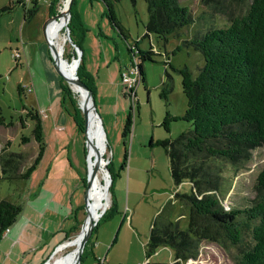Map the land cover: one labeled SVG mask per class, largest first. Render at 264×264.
<instances>
[{"label":"rangeland","instance_id":"rangeland-1","mask_svg":"<svg viewBox=\"0 0 264 264\" xmlns=\"http://www.w3.org/2000/svg\"><path fill=\"white\" fill-rule=\"evenodd\" d=\"M12 1L17 5V0ZM33 1L37 2V11L32 17L24 20L22 28L19 26L20 16L18 15L19 12L23 13L21 6L0 18V122L2 124L4 118L10 125L3 133L0 132V138H8V149L12 151L26 149L27 156L30 146L26 142H21V136L31 135V122L29 120V125L26 126L20 125L19 120L23 123L26 118L28 119V116L23 113L22 107H30L29 99L25 100L24 95L18 93L17 80L22 72L21 66L14 64L12 56L14 49L5 47L4 43L10 35L12 43L19 44L21 49L23 46L20 39L24 38V42L28 43L30 47L35 45L40 52L45 50L41 61L44 65L43 71L48 91L51 92L50 90L54 88L53 85L57 78L60 79V76L54 69L42 25L49 16L58 12L61 9V3L62 5L64 3V0H58L55 4L52 0H31L25 7L31 8L34 5ZM50 3L53 5L52 12L49 9ZM179 3L187 7L193 21L181 27L177 34L170 35L164 42L155 33L146 31L148 11L145 0H135L134 3L131 0H120L114 5L115 15L124 29L125 37L106 18L104 3L101 0L73 1V10L74 8L77 10L80 20L86 28L81 45L82 53L84 52L83 64L84 70L91 77L95 86L93 97L105 135L106 148L103 156L107 162V172L110 178L107 191L108 205L105 207L107 215H109L99 222V226H101L100 238L107 240L108 244L103 245L101 242L97 247L99 241L95 236L96 232H92L86 245V254L82 264H98L91 258V250L96 247L98 253H101L99 259L105 258V262L108 264H152L174 261L173 251L167 245L159 246L147 258L144 255V244L147 241L149 227L154 216L166 201H173L171 196L174 191L189 193L191 190L187 180L177 186L174 184L164 148L157 141L174 138L181 131L191 127L190 123L183 119L170 120L169 130H165L162 125L167 112L179 116L186 107V98L182 92L181 76L178 69L186 66L195 75L198 68L204 63L201 52L184 41L190 39L196 31L205 29L208 23H213L214 19L218 26L227 22L224 16L212 18L205 15L203 18H199V14L204 10L200 0H179ZM245 6L244 1L238 5L237 11L243 10ZM10 15L16 16L15 22L9 20ZM91 27L94 29L90 30ZM62 29L61 33L64 34V27ZM79 31V28L76 29L77 36ZM17 39L19 41H16ZM133 44L141 51L150 50L151 59L143 60L145 80L136 84L134 87L135 96L131 97L123 91L120 76H118L119 81L115 80V84L112 82L111 76L114 75V70L118 66L124 69L132 66V63L134 64L135 59L131 58L127 51V45ZM63 53V57L72 63L76 54L75 47L67 40V37ZM166 80L171 82L172 88L164 97L161 95V91L163 81ZM69 87L75 93L78 104L77 92L70 85ZM25 94L27 96V93ZM131 106V130L124 137L122 128ZM71 119L68 117V122L73 130L75 129L71 145L76 144L75 146L78 148L73 157L75 163L79 165L78 170L81 175H86L87 150L85 149L83 152L82 149L85 148L84 134L76 129V125ZM24 122L26 124V120ZM76 137L79 139L77 142L75 141ZM124 149L127 151V159L126 165L122 169ZM263 163L264 145H261L252 150L250 158L238 170H234L228 165L224 167L225 179L217 194L220 203L225 208H242L251 203L256 176ZM130 166L131 169H129ZM101 180L105 182L103 176ZM19 192L20 181L8 182L0 178V198L18 201ZM82 201L78 228L68 239L75 237L80 232L81 224L86 216L84 199ZM176 201H173L175 204L171 211V219L177 221L178 226L184 229L187 226L188 211L187 208L182 207L179 199ZM124 212L126 215L123 216ZM121 221L122 223H120ZM114 236H116V240L111 244ZM249 243H251L249 231L244 233L242 244L228 248H223L214 242L202 241L198 255L195 258L183 260L180 264H233L236 253ZM75 249V246L69 245L63 249L59 248L51 259L64 254H75Z\"/></svg>","mask_w":264,"mask_h":264},{"label":"trees","instance_id":"trees-1","mask_svg":"<svg viewBox=\"0 0 264 264\" xmlns=\"http://www.w3.org/2000/svg\"><path fill=\"white\" fill-rule=\"evenodd\" d=\"M101 1L104 3L106 18L125 37L124 29L114 12V5L120 0ZM145 1L148 11L146 31L155 33L164 42L193 21L187 7L181 5L179 0ZM200 1L204 10L199 18L205 15L212 18L224 16L227 22L218 26L214 19L205 29L196 31L190 39L184 41L201 52L204 63L195 75L186 66L178 69L186 107L179 116L167 112L162 125L165 130H169L170 120L183 119L191 127L174 138L157 141L164 148L174 184L177 186L184 180L190 183L189 193L174 191L171 196L173 201L179 199L182 207L187 208V226L181 229L178 222L171 219L175 202L166 201L151 221L144 255L147 258L159 246L167 245L173 251L174 261L152 264H180L198 255L202 241L228 248L242 244L244 233L249 231L251 243L236 253L233 264H264V163L256 176L254 196L249 205L225 208L217 194L225 179L224 167L228 165L238 170L250 158L255 147L264 145V0ZM244 1L245 8L238 12V5ZM52 2L55 4L58 0ZM33 4L27 8L22 3L24 19H29L37 11V2L33 1ZM14 5L11 1L0 7V18L3 13L10 12ZM52 9L50 3V11ZM68 28L71 38L75 35L73 42L82 48L86 28L72 5ZM78 28L80 31L77 36L75 33ZM127 51L131 58H137V76L141 83L145 80L143 60L151 59V51H141L135 44L127 45ZM83 53L77 75L94 94L95 86L84 70ZM60 88L61 107L72 118L76 129L83 133V115L75 93L61 77ZM171 88L169 80L163 81L161 95L165 97ZM26 114L33 121L31 136L37 143L36 152L28 164L26 153L8 149L9 142L0 149V178L8 182L28 178L45 149L41 119L31 108L27 109ZM131 124L132 106L126 114L122 136L130 132ZM29 138L21 136V142ZM83 150L85 152L84 147ZM126 159L127 151L124 149L122 169ZM81 180L85 187L86 177L83 176ZM20 210V202L0 198V236L14 222ZM108 215L105 210L92 232L100 220ZM77 228L78 225L74 226V231ZM88 240L80 261L86 254ZM94 259H97L98 264H107L104 259Z\"/></svg>","mask_w":264,"mask_h":264},{"label":"crops","instance_id":"crops-1","mask_svg":"<svg viewBox=\"0 0 264 264\" xmlns=\"http://www.w3.org/2000/svg\"><path fill=\"white\" fill-rule=\"evenodd\" d=\"M11 1L0 0V7ZM30 1L20 0L11 11L17 10L18 6L22 7V3L27 6ZM7 14L8 12H5L1 17ZM18 15L20 16L19 26L22 28L25 19L23 13L19 12ZM9 20L15 22L16 16L10 15ZM92 28L89 29L92 30ZM24 40V38L20 39L23 46L21 49L19 44L12 43L9 35L4 46L13 48L19 53L16 59L13 57L14 64L16 66L19 64L22 71L17 80V88L20 89H18V93L23 94L25 100L26 98L29 99L28 104L30 105L28 108L23 106L22 110L26 116L29 108L37 112L41 119L45 149L37 167L28 178L20 181L18 202L21 203V210L14 222L0 236V264H42L52 254L56 246L66 241L74 232V226L78 225L79 222V210L82 209L83 202L84 187L81 178L85 175H81L78 170L79 165L75 163L73 157L78 149L76 144L71 145L75 129L73 130L70 126L68 122L70 116L60 104V79L57 78L53 85L54 88L49 92L43 71L44 65L41 61V56L45 55V50L40 52L35 45L30 47ZM21 51L23 52L21 53ZM121 69L118 66L114 70V75L111 76L114 84L115 80H118ZM25 120L23 123L19 120L20 125L27 126L30 120L32 127L33 121L30 117L28 116V119ZM9 126V123L3 118V123H0V132L3 133ZM29 137V140L26 141V144L30 146L28 148V164L35 155L37 148L36 141L31 135ZM4 138H0V149L9 142L8 138ZM77 140L79 139L76 137L75 141L77 142ZM78 143L82 148L81 142ZM23 151L27 150L24 149ZM124 215L126 212L123 213ZM100 227L98 223L94 230L99 241L97 247L101 242L103 245L108 244L107 240L100 238ZM115 240L116 236L113 237L111 244ZM97 247L91 250L92 259L94 257L99 258L101 254L98 253ZM83 259L79 261V264H82ZM102 259H104V263H107L105 258ZM94 260L97 263V259Z\"/></svg>","mask_w":264,"mask_h":264},{"label":"bare ground","instance_id":"bare-ground-1","mask_svg":"<svg viewBox=\"0 0 264 264\" xmlns=\"http://www.w3.org/2000/svg\"><path fill=\"white\" fill-rule=\"evenodd\" d=\"M68 0H64V3L62 5L61 3V9L59 10L60 14L55 18L52 19L48 25H47V37L50 40L51 43H53L56 48L58 49V55H59V64L61 70L67 74L70 75L75 70V62L73 61L70 63L68 59H65L62 55L63 49H64V42L66 40L65 33L62 34V28L66 25V17H65V10ZM49 33V34H48ZM51 37V39H50ZM52 40V41H51ZM64 54V53H63ZM73 88L77 92H82L80 89H78V86L72 84ZM87 136H88V149H87V165L88 168L91 170L94 167V157L98 153L101 154V156L104 155L105 152V135L102 130L100 120L98 116L95 115V113L90 112V117L88 118L87 122ZM103 161L101 160L99 167L96 171V175L92 179L90 183V187L88 190V212L86 216V222L93 218V220L98 219V213L108 205V184L110 182L108 172L104 168ZM102 171V175H101ZM103 176V179H105V182H102L101 178ZM80 240L79 233L75 236L70 238L69 241L61 245V248L69 246H75L77 249L78 243ZM75 249V253H76ZM74 255V256H73ZM75 257V254H64L60 256L53 257L49 263L46 264H72L73 259ZM69 258V259H68ZM67 259V260H66Z\"/></svg>","mask_w":264,"mask_h":264},{"label":"water","instance_id":"water-1","mask_svg":"<svg viewBox=\"0 0 264 264\" xmlns=\"http://www.w3.org/2000/svg\"><path fill=\"white\" fill-rule=\"evenodd\" d=\"M74 0H68L67 5H66V10H65V17H66V25L64 26V33L66 34L67 40L75 47V56L73 57V61L75 62V70L72 74L67 75L65 74L61 68H60V64H59V55H58V49L56 48V46L50 42V40L47 37V25L48 23L52 20L55 19L60 12H56L55 14L49 16L43 23L42 25V31L44 34V38L46 41V44L48 46L49 52H50V56L52 59V63L54 66L55 71L57 72V74L67 83L69 84L72 88V84L78 86V89H80L82 92H77L74 88V90L77 92L78 94V105L81 109L82 115H83V121H84V128H83V134H84V141H85V149H88V136H87V122H88V118L90 117V112L95 113L96 116H98V112L96 109V105L94 102V97H93V93L92 90L85 84V82L83 80H81L79 78V76L77 75V71L76 69L78 68V65L80 64L81 61V57H82V50L79 46H77L70 34H69V28L67 26V23L69 21L70 18V8L71 5L73 3ZM72 61V60H71ZM100 120V118H99ZM101 124V122H100ZM102 127V125H101ZM103 130V128H102ZM104 132V131H103ZM101 160L103 161V165L105 166L106 171H108V167L106 166V160L104 159V156H101L100 153H98L95 157V165L93 167V169H89L88 165H87V156L85 157V161H86V184L84 187V192H83V199H84V211L86 213L87 216V212H88V190L90 187V183L92 181V179L94 178V176L96 175V171L99 167V164L101 162ZM110 180V178H109ZM110 185V182L108 184V187ZM105 211V207L103 209H101V211L98 213V216L100 217ZM86 216L81 224L80 227V232H79V236H80V240L76 249V253H75V257L73 259V263L72 264H78L80 261V256L81 253L83 251L85 242L89 239L92 229L94 227V225L96 224L97 220H93V218H90L87 222H86ZM98 217V218H99ZM70 239H67L66 241H64L63 243L59 244L56 246V248L54 249V251L52 252V254L42 263V264H46L49 263L51 257L53 256V254L61 247V245H63L64 243H66L67 241H69Z\"/></svg>","mask_w":264,"mask_h":264},{"label":"built area","instance_id":"built-area-1","mask_svg":"<svg viewBox=\"0 0 264 264\" xmlns=\"http://www.w3.org/2000/svg\"><path fill=\"white\" fill-rule=\"evenodd\" d=\"M13 57H18L19 53L17 51H13ZM134 64L132 66L125 67L124 69L120 70V82L123 86L124 91L128 94V96L134 97L135 96V86L139 83V78L137 76V58L133 57ZM30 89V88H28Z\"/></svg>","mask_w":264,"mask_h":264}]
</instances>
